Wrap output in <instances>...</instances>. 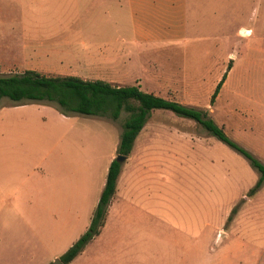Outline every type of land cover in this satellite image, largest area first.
Here are the masks:
<instances>
[{"label":"rangeland","instance_id":"1","mask_svg":"<svg viewBox=\"0 0 264 264\" xmlns=\"http://www.w3.org/2000/svg\"><path fill=\"white\" fill-rule=\"evenodd\" d=\"M185 3L187 24L178 19L170 38L134 40L126 0H0V77L94 81L93 66L104 69L94 54L115 55L116 84L207 111L264 165V56L245 69L253 58L237 38L250 2ZM127 117L0 101V264H54L86 232ZM123 163L105 227L69 264H264V182L249 195L259 173L243 155L153 110Z\"/></svg>","mask_w":264,"mask_h":264},{"label":"trees","instance_id":"2","mask_svg":"<svg viewBox=\"0 0 264 264\" xmlns=\"http://www.w3.org/2000/svg\"><path fill=\"white\" fill-rule=\"evenodd\" d=\"M226 74L225 72L222 75L215 86L210 98L211 103L218 96ZM2 99L21 104H25V102L53 103L63 115L106 116L117 120L120 114L125 112L128 117L122 125L117 154L126 157L130 154L133 143L144 127L149 113L153 110L170 111L180 118L196 122L208 134L248 160L250 166L259 173V178L249 191V195H253L264 182V165L230 140L223 128L208 116L207 111L144 92L137 85L117 87L101 80L89 81L75 76H45L33 70H25L20 74L0 77V101ZM120 170L121 163L115 159L112 160L89 226L86 232L60 257L59 261L62 264L72 262L82 253L88 243L100 234L105 224L110 201L116 191Z\"/></svg>","mask_w":264,"mask_h":264},{"label":"crops","instance_id":"3","mask_svg":"<svg viewBox=\"0 0 264 264\" xmlns=\"http://www.w3.org/2000/svg\"><path fill=\"white\" fill-rule=\"evenodd\" d=\"M239 1L245 4L250 2L249 6L252 8V15L250 16V19H251L250 24L248 27L242 28L239 32H237V38L247 42L248 48H250L249 55H251V57L253 58L251 62L245 66V69H248V67H250L252 69V72H256L255 69L258 70L260 66H257L259 63H257V60L255 58V53L257 55L264 56V50L261 48L262 42L264 41V0H239ZM126 2L128 4V8L125 14L128 15V18H126L125 20L126 24L124 21L123 30H124V33L125 32L130 33L128 39L157 40V39H163V38H170V36L168 35L164 36L163 34L169 31L170 33L177 31L178 25L176 24H178V19L180 21L185 20V24H187L188 13H187V6H185L186 0H126ZM161 24H167V26H165V28L164 27L162 28ZM219 38H222V37H219ZM226 38L228 37L225 36V38H222V39H226ZM104 53L105 52H101L100 54H96V53L94 54V56L99 55L97 59L98 61L97 64H99L98 66H104L103 67L104 69L102 70H100L99 67L93 66L94 70L96 69L100 73L95 78V80L105 81V82L110 83L112 86H117V87L129 86V85L115 83L116 78H124V77H122L123 75L119 73L121 72V70H115L113 67L111 68L109 67L110 66L109 61L114 60L115 55H113V59H110V57L109 56L107 57ZM100 56H101V60H100ZM26 70H30V69H26ZM82 79H85V78H82ZM114 83L116 85H113ZM130 157H131V152L127 156L125 161H127ZM123 164L124 163H122V165ZM108 167H107V170H108ZM106 174H107V171H106ZM105 181H106V175H105V180L103 183V188L105 185ZM113 198L114 196L112 197L109 207H108L105 224H106L107 218L113 211L114 202H115ZM98 200H97V203H98ZM105 224L102 227V230L105 227Z\"/></svg>","mask_w":264,"mask_h":264},{"label":"water","instance_id":"4","mask_svg":"<svg viewBox=\"0 0 264 264\" xmlns=\"http://www.w3.org/2000/svg\"><path fill=\"white\" fill-rule=\"evenodd\" d=\"M126 156H122V155H116L115 156V160L118 162V163H123L125 160H126ZM54 264H62L59 259H56Z\"/></svg>","mask_w":264,"mask_h":264}]
</instances>
